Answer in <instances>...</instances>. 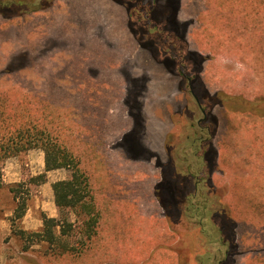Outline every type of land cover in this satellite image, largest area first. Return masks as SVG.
<instances>
[{
  "label": "rangeland",
  "instance_id": "rangeland-1",
  "mask_svg": "<svg viewBox=\"0 0 264 264\" xmlns=\"http://www.w3.org/2000/svg\"><path fill=\"white\" fill-rule=\"evenodd\" d=\"M194 2L196 8L201 9L196 13L205 25H202V30L198 32L201 39L199 36L196 39L201 47L211 54V69L214 75L211 74L210 77L212 80H217L213 85L217 87L225 85L227 92L242 93L245 98L260 97L264 106V0H194ZM0 3H10V0H0ZM99 3L108 8L111 6L116 8L109 0H99ZM204 6L210 7L205 14L202 10ZM17 11V8L12 10L16 13L11 16H3L0 12V95L4 94L2 96L5 100V95L10 92L9 96L14 94L15 100L24 97L25 101H31V97L27 96L29 90L37 92L38 95L39 91L43 90L33 89L32 87L36 85L45 88L44 91L50 99L59 98L52 103L55 107H58V103L63 105L58 109L61 113L62 126L66 128V134L71 135L69 140L73 144V150L81 159L80 167L88 176L90 189V197L87 196L81 201L85 206L77 205L70 210L72 226L68 234L61 232V225H56L54 228L56 242L35 243L36 249L32 251L37 264H172L176 260L172 251L166 246L175 244L174 240L177 243L176 236L167 229L166 221L158 214L160 209L154 190L160 180V173L153 164L150 165L148 160L151 156L147 153L151 149L155 151L160 149L158 143L161 142L162 135L165 130L171 129L168 115L182 103L174 85L176 79L167 71L155 70L158 76L155 82L157 96L151 100L152 104L149 108L143 104L145 117L142 123L134 128V121L127 114L123 119H119V122L126 124L129 129L123 130L120 138L111 144L112 149L117 145V152L121 153V159L115 161L110 158L111 150L108 147L105 148L101 144L96 147L100 151L97 153L92 137L89 138L90 140L80 138L84 130L75 123L77 116L81 117L79 114L81 108L76 107L78 105L76 92L64 88L62 91L58 90L60 95L51 94L48 82L43 83V80L47 78L52 82L58 81L52 79L53 69L50 71L49 65L32 63L22 69H16L23 63L24 58L15 51L24 49L30 55H34L37 46L44 40L39 36L34 37L39 35L41 29H35L34 24L31 25L33 30L30 29L27 22L29 16L19 15L21 10ZM39 16L40 14L37 15L38 18ZM35 20L36 18L32 19ZM140 59H138L139 64L146 65L144 57L141 63ZM226 66L231 70H226ZM5 70L11 72L5 73ZM144 70L146 76L147 67H144ZM131 71L129 68H123L119 73L120 81L124 82L127 78L128 92L137 90L136 100L140 101L145 97V93L139 92L142 84L147 87L151 82H146L140 73L133 71L132 74ZM56 84H54L55 88L58 87ZM120 92H124V89ZM3 97L0 101H3ZM257 103V101L248 102L246 107L255 109V114L260 116L255 106ZM106 111V107L103 108V112L99 115L100 119L103 114L109 115ZM216 113L223 124V139L228 141L226 151H231L233 145L245 144L242 146L243 154L247 152L245 149L248 146L254 154L241 156L222 154V167L229 187L227 201L231 204L237 220L244 221L246 209L243 205L238 209L235 201L242 203L246 194L256 196L264 194V114L258 118L253 114H238L234 110L222 115ZM146 141L148 143H145ZM229 142L233 145L231 146ZM141 144L146 145L148 149ZM148 144L152 145L150 150ZM33 149L32 162L38 164L39 160L44 161L43 151L40 148ZM28 151L19 156L9 157L1 164L2 180L4 175L11 177V169H16V173L19 174L14 175L13 183L7 185L4 183L2 187L11 192L12 186L17 195V198H14L11 192L12 202L9 204L11 215L7 217L11 226L10 234L3 237V243L9 248L6 249V255L11 262L23 259L19 252L26 245L34 243L36 238L26 237V240L15 234L18 229L26 230L22 223L24 215L20 219L13 218L19 198L25 200V212L31 208L32 213H35L34 216L41 219L40 229L26 231H40L43 227L42 215L47 216L37 205L43 198L39 188L43 183L35 185L31 181L32 177L45 171L32 170L35 165H30ZM239 152L242 153L241 148ZM237 163L242 170L237 168L232 170L233 164ZM61 170L63 171L58 172L66 177V171L63 168ZM60 174L54 173L52 180H57ZM36 198L38 200L35 202ZM0 202L5 206V203H8L4 202L3 198ZM28 214L31 215V212ZM91 216L96 218L95 226L86 224ZM12 220L13 224H11ZM258 235L246 223L236 229V236L240 238V247H243L244 251L249 247L250 242L255 244L264 242V234ZM65 246L80 247L82 251L78 255H71L62 250ZM242 255L244 256L241 257ZM236 258L238 264H264V250L259 248L253 253L239 254Z\"/></svg>",
  "mask_w": 264,
  "mask_h": 264
},
{
  "label": "flooded vegetation",
  "instance_id": "flooded-vegetation-1",
  "mask_svg": "<svg viewBox=\"0 0 264 264\" xmlns=\"http://www.w3.org/2000/svg\"><path fill=\"white\" fill-rule=\"evenodd\" d=\"M109 1L116 8L103 6L99 0H31L26 5H21L20 0L0 3L3 16L14 15L15 8L21 10L19 15L31 19L27 21L30 29L33 30L32 24L35 29H41L34 37L44 38L34 55L24 49L15 51L24 58L16 69L45 63L50 71L54 70L51 76L58 82L45 78L43 83L48 82L49 91L56 96L64 88L76 92L81 116L86 115L87 107L81 106L83 102L92 107L87 113L94 117H99L103 108L113 112L115 107L109 106L120 104L133 119L134 128L144 120V106L149 108L151 100L157 96L155 70L167 71L176 79L174 85L182 103L168 115L171 129L165 131V137L173 142L170 146L164 145L166 161L160 164L159 156L150 155L155 158L153 165L161 180L158 179L154 190L160 209L158 214L177 241L166 247L175 254L177 264H201V256L207 258L205 264H214L216 256L225 257L223 264H236L239 248L229 247L228 252L226 245L221 246L212 238L213 234L227 232V215L221 208H225L229 187L222 154H254L249 146L243 154L245 144L234 146L232 142H229L232 150L226 151L228 141L223 139V124L216 112L222 115L234 110L238 114L256 115L255 109L246 104L257 101L255 106L260 116H256L261 118L264 114L262 98H245L242 93L227 92L225 85H213L217 80L211 79L210 68L205 67V63L212 60L211 54L195 37L202 30L203 22L198 18L196 12L201 9L196 8L194 0ZM37 6L40 9H35ZM143 57L146 65L138 62ZM144 67H147L146 76ZM123 68L131 69L132 74L133 71L140 73L146 82H151L147 87L142 84L139 92L145 93V97L140 101L136 100L137 90L128 92V79L120 81L119 73ZM32 88L45 90L36 85ZM122 89L124 92H120ZM46 95L52 102L57 101V98L50 99L47 92ZM79 127L83 126L79 124ZM89 132L93 137V131ZM232 167V170L241 169L238 163ZM217 208L219 213L215 211Z\"/></svg>",
  "mask_w": 264,
  "mask_h": 264
},
{
  "label": "trees",
  "instance_id": "trees-1",
  "mask_svg": "<svg viewBox=\"0 0 264 264\" xmlns=\"http://www.w3.org/2000/svg\"><path fill=\"white\" fill-rule=\"evenodd\" d=\"M30 3L31 0H20L21 5ZM35 9H40V7L37 6ZM39 93L38 95L37 92L29 90L27 96L28 98L31 97V101H25L24 97L15 100L14 94L11 97L9 96L10 92L5 95V100L4 94H2L3 96L0 95V98L3 97V101H0V188L4 187L2 181V162L9 157L24 154L33 148H40L43 151L45 172L58 168H63L66 171L65 179L52 183L57 216L54 218L43 214V227L38 232H29L22 229H18L15 232V234L25 239L26 237H36L34 243L47 242L50 244L57 241L54 229L56 225H61L60 229L62 233H67L71 230L70 210L77 205L85 206L81 201L87 196L90 197V189L88 176L80 167L81 159L73 150V144L69 140L71 135L66 134V128L62 126L61 113L58 110L60 107H63L62 103H58V107H55L53 105L54 102L52 103L48 99L44 90H40ZM49 107L53 109H48ZM172 142L171 138L165 139L166 146H170ZM45 172L32 177L31 181L35 185L45 182ZM10 190L14 194V198H17L12 186ZM244 199L245 201L242 203L238 201H235V203L238 204V209H241L242 205L246 209L245 220H237L238 218L234 215L231 204L227 201L225 208H221L227 215V232L225 235H212V238L221 246L226 245L228 252L229 247L233 246L239 248L240 254H245L246 252L247 254L253 253L259 248L264 250V242L259 244L250 242L249 247H246L245 251L243 247H240V238L238 239V236H236V229L244 225V223L250 229L252 228L256 235L264 234V194L259 196L258 199L256 195H250V197L244 196ZM25 209V200L19 198L14 208L13 218L20 219ZM211 211H209V214H211ZM215 211L220 212L218 208ZM88 223L90 226H95L97 223L95 216H91L89 222L86 221L87 225ZM11 224H13V220ZM213 226L215 225L213 224ZM213 233L216 232L214 231ZM28 249L29 246L26 245L21 251H27ZM62 250L71 255H78L82 251L80 247L76 246H65ZM236 257L235 259H237ZM205 258V256L200 257L201 264H205ZM223 259L225 257L216 256L214 264H223ZM231 259H234V257ZM236 264H238V259Z\"/></svg>",
  "mask_w": 264,
  "mask_h": 264
},
{
  "label": "crops",
  "instance_id": "crops-1",
  "mask_svg": "<svg viewBox=\"0 0 264 264\" xmlns=\"http://www.w3.org/2000/svg\"><path fill=\"white\" fill-rule=\"evenodd\" d=\"M210 8V7H209ZM209 8H205L204 9V14L206 12V10H208ZM199 18V16H198ZM203 26L204 25V22H203ZM197 36H199V39H201L200 37V34L197 33ZM197 36H195L197 38ZM199 42V41H198ZM206 66L210 68V75L212 74V62L211 60L208 61L206 63ZM226 70H231V68L227 67L226 66ZM214 75V74H212ZM213 81H216L213 80ZM80 104L76 105V107H80L79 106ZM81 106L83 107H87L85 112H86V115L84 116H81V119L78 118L77 116V125L79 126V124L82 127V129L84 130L83 134L80 135V138H85V139H89L90 138V130L93 131L94 133V136L91 138L92 142H93V145L94 146V149H95V152L99 153V149L96 148V147H99L101 144L103 145V147L105 148H109L111 151L110 152V158H112L113 160H119L121 159V153L120 152H117L118 150V146L116 145H113L115 146L114 149H112V146L111 144L113 142H116V140H118L121 136V133L123 130L125 129H129V127H127L126 124H123V122H119L120 118L123 119V117L125 116V108L120 105V104H115L113 106H109V107H115L114 111L111 112L110 108H107V111L109 112V115L106 114H103V117L100 119L99 117H94V116H91L89 115L87 112L91 110V106L89 105V103H82ZM106 111V112H107ZM121 113V115H120ZM101 115V114H100ZM105 117V118H104ZM104 118V120H103ZM158 127V126H157ZM168 127V125L166 126V128ZM164 127V129H166ZM88 130V131H87ZM169 130V129H168ZM86 131V132H85ZM167 131V130H165ZM165 132L164 134L162 135V140L160 143H158V146H159V150L155 151L153 149H151V146L152 145H149V150L151 149L150 152H148L147 154L149 155H155V156H159L160 158V164H164V162L166 161V153L164 151V145H165ZM90 140V139H89ZM97 140V141H96ZM82 141V140H81ZM145 143H148V141H146ZM88 144H90L88 142ZM141 146L145 147V149H148V147L146 145H143L141 144ZM32 150V151H31ZM34 154V149H30L28 151V159H29V163L31 166H34L32 168L33 171H36L37 170H42L44 171V161L39 160L38 164H34L32 162V156ZM81 154V153H79ZM141 158V157H139ZM150 165L154 163L155 161V158H151L148 160ZM152 162V163H151ZM123 163V162H121ZM35 169V170H34ZM62 168H58V169H53V170H49V171H46V175H47V181L43 182V184L40 185V189H41V192L43 193V198L42 200L40 201V204H37L41 209H43V211H45L46 215L49 216V217H55V204H54V201H53V192L51 191V183L54 182V181H58V180H63L65 179L64 176H62V174H60V172L58 171H63L61 170ZM7 169H5L6 171ZM56 171L57 174H60V177L57 179V180H52V175H54V172ZM16 173V169H11V177L9 178L8 176L4 175L3 176V183H5L6 185L7 184H10V183H13L15 180H12V179H15L14 178V175H19L18 173ZM1 198L4 199V202H8V203H5L6 206L4 205V203H1L0 202V264H37V260H36V257H35V254L33 253V249H36V244L35 243H32L31 245H29V249L24 252V251H20L19 254L21 255V257H24L23 259H18L17 261H9V259L7 258V255H6V249H9L7 248L8 245H6L5 243H3V237L5 235H9L10 234V222L8 221L7 217L9 215H11V210H10V206L9 204L12 202V196H11V192H9L7 189H3V188H0V200ZM38 199L36 198L35 202L37 201ZM42 202V203H41ZM47 204V205H45ZM1 212L3 213L1 215ZM31 212V215L28 214ZM24 216L22 217V223L24 224L23 228L26 229V230H33V231H36L38 229H40V227L42 226L41 224V219H38L36 218L35 213H32V210L31 208L30 209H27L26 212H24L23 214ZM173 253V251H172ZM26 256V257H25ZM173 256L175 257V254L173 253ZM39 263V262H38ZM172 264H177L176 262H173Z\"/></svg>",
  "mask_w": 264,
  "mask_h": 264
}]
</instances>
